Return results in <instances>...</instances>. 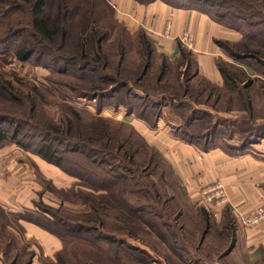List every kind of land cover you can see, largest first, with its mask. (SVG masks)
<instances>
[{"label": "trees", "instance_id": "obj_1", "mask_svg": "<svg viewBox=\"0 0 264 264\" xmlns=\"http://www.w3.org/2000/svg\"><path fill=\"white\" fill-rule=\"evenodd\" d=\"M136 1L149 3L155 0ZM163 1L179 7L195 6L215 20L239 31L241 38L236 42L219 40V44L236 60H253L264 65V0ZM21 13H24L26 23H19ZM133 37L132 32L118 21L115 7L110 0H0V44L14 39V54L18 59L31 60L36 65L67 75L77 73V77L90 78L89 85L68 86L77 96L110 98L116 92L125 90L131 97H139L158 107H162L168 100H178L170 104L191 110L181 123L182 129L186 131L188 138L192 136L190 140L198 137L199 135L192 133L195 120L202 121L211 113L192 107L193 98L201 101L200 97L205 94L206 98H215L214 102L218 103L221 95L217 87L211 85L206 78L199 77V84L203 86L195 95L194 89L197 87L191 89L189 85L190 78L198 76L195 55L179 41L176 67H185L183 74L187 82L183 83L182 78L178 79L179 89L170 91V95H159L160 91L168 88L165 81L170 63L166 56H161L158 70L151 75L156 51L153 41L143 29L138 32L137 41ZM131 50L135 51L134 57L129 56ZM217 63L226 79V87L236 92L242 108L249 110L251 114L252 99L248 98L244 91L251 82L240 81L245 73L233 64L224 60H218ZM62 64L66 67H61ZM71 66L75 70H72ZM17 82H23V79L15 73L0 70V145L5 141L15 142L77 176L82 183L78 184L87 188L86 192L81 191L80 195H83L81 198L89 206V210L82 214L85 217L80 222L69 221L59 212L45 211L50 217L44 222L35 223L59 236L65 244L71 240V232L76 235L84 231L98 233L96 242L91 243L101 252H106V257L111 263L104 259L91 258L86 264H128L132 259L143 264H155L156 258L146 247L132 245L125 236L121 237V234L141 239L152 250L155 248L152 246L154 241L150 240V243L147 236L154 237L177 255L182 264H190V260L194 259L189 255L190 245L185 243L182 237L177 238L176 232L170 227L167 214L145 200V196L149 195L156 199L157 189H153L147 181L142 183L135 175L141 167V160L138 158L141 145L145 141L142 139L135 147L131 137L123 133V127L130 126L122 123L119 127H114L116 122L102 115H90L89 120H84L82 109L65 101L61 116H47L43 107L41 108L45 105L42 101L45 93L41 87L28 84L25 89L17 85ZM182 89L184 96L191 101H185V97L180 98L178 93ZM228 98L231 101L235 99L231 92ZM119 102L115 104L118 105ZM125 103L128 106V114H136L148 120L146 111L137 114L134 111V103ZM162 110L163 107L159 109L155 119L162 115ZM221 123H212L214 128L207 131L206 137L221 136ZM254 135L264 137V130ZM244 136L242 147L255 142L252 139L254 136ZM75 152H80L84 159L73 160L70 154ZM156 153L152 150L147 159L148 164L154 161ZM68 162L74 167H68ZM98 163L106 164V174L95 171L93 167ZM109 167L131 173L126 175L118 170L108 173ZM201 213L202 221L208 224L210 213L205 207H202ZM8 216L15 217L12 219L19 222L18 214L7 212L0 204V220L8 221ZM88 216L95 225L86 227L83 224ZM157 217L161 221H157ZM225 218L226 234L231 235L236 229L235 221L233 217ZM102 228L107 230L104 234ZM99 239H104L113 247L105 248ZM64 249L65 247L57 253L56 264L67 263ZM96 254L101 255L100 252ZM167 257L172 260L171 255L168 254ZM195 258L202 259L199 256ZM31 261L32 258L19 261V264H29Z\"/></svg>", "mask_w": 264, "mask_h": 264}, {"label": "rangeland", "instance_id": "obj_2", "mask_svg": "<svg viewBox=\"0 0 264 264\" xmlns=\"http://www.w3.org/2000/svg\"><path fill=\"white\" fill-rule=\"evenodd\" d=\"M24 13L20 14L19 23L27 22L24 18ZM117 19L132 32L134 35L133 39L137 41V35L141 28L132 30L124 21L118 17ZM168 23L171 25V22ZM168 23H166L163 31L164 36L170 35L171 27L170 30L166 28ZM182 37L183 35L178 36L177 40L179 39L186 47L190 48L194 39L182 40ZM219 40H235L216 39V43L225 52V57L219 56L216 59L217 68L221 73V80H213L210 77L198 74V76L190 78L189 85L191 89L197 87L194 89V93L197 95L201 86H203V84H199L198 79L199 77H204L211 85L217 87L221 95L219 99L221 100L218 103L214 102L215 98H206L205 94L200 97L201 101L195 100V97L193 98V101L196 102L192 101V107L207 110L211 114L202 121L195 120L192 126V133L199 136L191 140L186 139L187 133L181 127V123L186 119L187 114L191 110L174 107V105L170 104L178 100H168L162 106V115L155 119L159 109L162 108L161 106H153L139 97H131L125 90L116 92L110 98L77 96L68 86L89 85L91 82L90 78L86 76L82 78L77 77V73L75 75H67L64 72L36 65L31 60L23 61L18 59L14 54V45L16 43L14 39L6 44H0V70L18 75L20 79H23V82H17L16 84L25 89H27L26 85L28 84L39 85L45 93L43 95L44 100L42 99L45 105H42L41 108L43 107V111L47 116H61L62 109L64 108L63 102L65 101L70 105L72 104L82 109L81 113L84 120H89L90 115H94V117L102 115L113 119L114 121H111L116 122L114 127H119L122 123L130 126L123 127V133L131 137L132 141L135 142V147L141 143L142 139L145 141L141 145V152L138 158L139 161H142H140L141 167L135 175L142 183L147 181L153 189H157L155 191L157 195L156 199L152 195H149L145 196V200L149 201L153 207L155 206L161 212L167 214L170 227L176 232L177 238L182 237L184 242L190 245L189 255H191L190 258H194L190 260V264H251L245 261L246 249L243 243L237 239L236 230L231 235L226 234L225 217L227 216L229 219L233 217L232 219H234L235 223L238 218H234L232 214L226 212L227 210L221 214L220 218H217L214 216L212 208H209V187L214 182L201 187L199 194L191 195L186 185L182 184L175 175V173L178 174V168H174V165H171L173 163L176 164V160L172 155L183 152L175 150L171 152L170 141L167 142V145L162 143V141H165L163 137L168 139L171 137L185 142L186 140L189 142H201L203 139H211L210 136L206 137L207 131H212L214 128L212 123H216V121L222 122V125L219 127L222 133L221 136H214L213 138L216 139L215 142L217 141L222 146L229 144L239 147L243 142L244 135H249L248 137L254 136L252 139L255 142L246 144V147L242 148L251 150V147L264 140V137L254 135L264 130V65L253 60L239 61L234 59L219 44ZM155 50L151 75L158 70L162 61L161 56H166L170 63V68L166 75L167 80L165 81L168 88L160 91L158 94L170 95L172 94L170 91L180 88L178 79L181 80L182 78L185 81L183 83L187 82L186 76L183 74L186 69L185 67L180 69L176 67L177 58L174 59L166 53L157 51L156 47ZM129 56L134 57L135 51L131 50ZM218 60H224L243 70L245 76L240 81H243V83L251 82L248 88H244L247 97L252 99L253 112L251 114L249 110L242 108L236 92L226 87V79L219 69ZM61 67L66 66L62 64ZM70 68L75 70L73 66ZM206 86L209 87L208 85ZM182 91L178 94H180L181 99H184L185 92L183 89ZM230 92L235 98L233 101L228 100ZM64 97L66 99H63ZM186 99L191 101L190 98L185 97V101ZM118 101H120V104L116 105L115 102ZM128 101L134 103V111L137 114L146 111L145 116L148 120L142 119L136 114H128V106L125 103ZM153 119L154 122H152ZM154 136H157V138L153 139ZM154 141L155 143L159 142L156 147L152 143ZM211 142L214 141L212 140ZM260 149H264V145L253 150V152L251 151V153L254 155L256 153L259 154L261 153ZM152 150L157 152L156 158L151 164H148L147 159L150 157ZM232 151L230 153L233 155H241L234 149ZM70 155L73 160L80 161L84 159L80 152L71 153ZM111 159L113 161V158ZM66 165L70 168L74 167L69 162ZM106 167V164L98 163L93 168L98 173L106 174ZM109 169L108 173H113L117 170L121 171V173H126V175L131 173L119 168L109 167ZM78 183L82 184L77 176L64 171L61 167L44 160L35 152L19 146L15 142L5 141L0 145V204L7 212H13L20 217L18 219L19 222L14 221L15 217L11 216H8V221L0 220V264H19V261L31 258L32 261L29 264H56L57 253L64 247V258L68 264H86V261H89L91 258L104 259L106 262H109L106 257L107 253L101 252L91 243V241L96 242L99 236L98 233L84 231L76 235L74 232H71L72 235L69 236L71 242L68 241L65 244L59 236L35 223V221L44 222L45 219L50 217L45 211L52 213L59 212L60 215L65 216L69 221L80 222L85 217L82 214L88 212L89 206L81 198L83 195H80V192H86L87 188L81 187ZM202 207H205L211 215L208 224L202 221ZM258 207L256 212L250 217L257 214ZM147 216L151 217L150 215ZM250 217L239 221L248 226L256 224L257 222L248 223ZM86 219L83 222L86 227L95 225L94 222L89 220L91 219L90 216L86 217ZM155 219L161 221L159 217ZM102 231L104 234L107 230L106 228H102ZM124 236L132 245L139 244L146 247L156 258L155 264H182L177 255L154 237L147 236L149 241H154L152 246L155 248L152 247L154 249L152 250L141 239L137 240L128 234H121V237ZM86 239L90 241L88 242ZM99 242L105 248L113 247L104 239H99ZM98 252L101 255H97L96 253ZM168 254L171 255L172 260L168 259ZM229 254H233L232 258H227ZM196 256L202 257V259L197 260ZM128 264L143 263L139 261L135 262L132 259Z\"/></svg>", "mask_w": 264, "mask_h": 264}, {"label": "crops", "instance_id": "obj_3", "mask_svg": "<svg viewBox=\"0 0 264 264\" xmlns=\"http://www.w3.org/2000/svg\"><path fill=\"white\" fill-rule=\"evenodd\" d=\"M110 2L120 20L132 30L139 28L145 30L157 51L166 53L174 59L179 54L178 36L184 31L191 32L194 41L189 49L197 59L198 74L213 80H221L216 59L219 56L225 57V52L216 43V39L236 41L241 38L238 31L227 27L195 6H173L163 0L149 3L136 0ZM168 22H171L170 35L164 36L163 31ZM155 138L157 136L153 137ZM163 138L165 141L162 143L165 145L170 141L171 152L172 150L183 152L176 153L177 156L172 155L176 164L171 165L178 168V174L175 175L186 185L191 195L199 194L201 187L218 180L223 184L225 197L213 198L209 202V208H212L217 218H220L225 210L234 218H238L235 223V234L245 246V261L251 264H264V219L249 226L240 222L254 214L260 204H264V149H260L261 153L256 155L251 153L264 145V140L249 150L242 148L241 145L222 146L215 142L216 139L213 137L203 139L201 142L187 141L192 136L187 137L186 142L171 137ZM212 140L215 143L211 142ZM152 143L155 147L159 144L155 141ZM233 149L241 155L231 154L230 151L233 152ZM231 256L233 254H229L227 258H232Z\"/></svg>", "mask_w": 264, "mask_h": 264}, {"label": "built area", "instance_id": "obj_4", "mask_svg": "<svg viewBox=\"0 0 264 264\" xmlns=\"http://www.w3.org/2000/svg\"><path fill=\"white\" fill-rule=\"evenodd\" d=\"M170 23L167 24L166 28L170 30ZM167 30V32H168ZM182 40H191L193 38L192 34L189 31H185L183 34ZM181 35V36H182ZM209 200L212 201L213 198H224L225 197V189L223 184L220 181H216L212 186L209 187ZM257 214L253 215L248 219V223L252 224L258 222L260 219L264 218V206H259L257 210Z\"/></svg>", "mask_w": 264, "mask_h": 264}]
</instances>
